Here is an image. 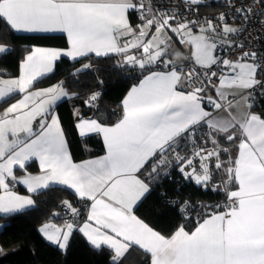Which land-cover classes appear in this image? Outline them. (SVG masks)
I'll return each mask as SVG.
<instances>
[{"label":"snow or ice","instance_id":"6c2138e0","mask_svg":"<svg viewBox=\"0 0 264 264\" xmlns=\"http://www.w3.org/2000/svg\"><path fill=\"white\" fill-rule=\"evenodd\" d=\"M204 3L184 0L181 11L167 7L154 11L153 0H0V40L8 33L60 32L66 34L68 45L66 49L33 46L19 64L18 77L0 78V104L21 96L0 112V213L10 215L35 206L32 195L17 194L10 181L23 184L30 194L58 185L70 190L80 205L60 201L63 224L49 220L38 229L59 250L67 249L78 231L95 250H109V264H122L133 248L143 251L144 264H264V116L253 113L250 102L258 88L264 96V52L244 51L243 43L230 39L244 29L226 22L224 13L216 18L218 23L184 15ZM256 3L264 7V0ZM130 11L137 12L141 21L135 27ZM252 11V7H235L245 22ZM169 32L190 47L189 56L170 47ZM228 47L239 49L238 59L216 54ZM12 50L10 44L0 43V59ZM91 55H116L121 59L114 67L131 66L141 78L122 99L115 122L74 113L78 135L101 136L105 150L103 156L74 162L55 112L57 102L69 96L64 82L32 89L54 71L61 57L77 61ZM186 62H192L188 71ZM214 66L220 69L219 76L212 71ZM89 70L94 71L92 65L84 64L72 75ZM213 78L219 83L213 84ZM197 80L199 85L193 86ZM209 87L215 98L205 95ZM100 95L93 92L84 103L99 111L95 102ZM205 105L214 111H207ZM222 109L226 115L214 114ZM204 126V142L212 144L211 150L197 144L203 139L197 133ZM221 141L235 144L236 154ZM181 142L192 145L191 155L177 151ZM222 154L227 160L221 159ZM33 160L39 162V174L15 175L14 168L25 170ZM173 161L185 180L202 188L211 185L213 167L222 171L226 200L202 205L205 211L190 230L181 224L164 235L139 218L135 208L151 191V184L161 175L170 176ZM166 203L175 206L178 201ZM189 204L184 201L181 214ZM60 216L52 213L54 218Z\"/></svg>","mask_w":264,"mask_h":264},{"label":"trees","instance_id":"16d2710c","mask_svg":"<svg viewBox=\"0 0 264 264\" xmlns=\"http://www.w3.org/2000/svg\"><path fill=\"white\" fill-rule=\"evenodd\" d=\"M209 9L206 8V10ZM0 43L12 46V53L0 59V73L12 77L19 76V64L29 48L67 46L64 35L25 33H8L3 40H0ZM119 59L121 58L116 55L110 58H96L91 55L77 61L62 57L51 74L35 83V87H43L63 81V86L67 91L76 94L71 98L61 100L55 106L75 161L102 155L105 152L101 136L91 134L86 138H81L78 135L74 127L76 109L79 108L86 115L92 114L100 118L101 122H115L121 115L119 105L122 99L130 87L138 83V79L141 78L139 70H134L131 66L114 67ZM89 63L94 71H85L78 76L72 75L76 69ZM100 88L103 92L99 101V111H97L96 108L87 107L84 101L90 93ZM20 98V95H15L7 103L0 104V109ZM251 109L264 116V98ZM180 146L187 149L184 142H181ZM222 158L227 160V154H222ZM26 170L37 172L39 166L32 161L26 165L25 170L17 168L16 173L20 174ZM169 170L173 171L172 168ZM173 173L177 174L175 171ZM213 178L222 181L226 179L222 171L216 170ZM161 193H165L166 196ZM33 196L36 200L33 208L10 215L0 214V249H2L0 264H109V250L106 247L100 251L95 250L90 246L86 237L78 231L71 236L69 246L65 251L51 245L39 233L38 229L43 222L49 220L64 222L62 214L58 218L52 217L54 211L61 213L60 201L66 199L72 202L73 206L78 205L77 198L70 190L57 185ZM169 196L179 197L182 200L200 199L217 202L226 198L223 191L202 188L191 181L169 180L168 177L161 175L159 182L151 184V191L142 199V202L138 203L135 213L164 235H169L181 224H185L190 230L195 226L198 218H185L177 207L166 203ZM144 261L143 251L133 248L123 259L122 264H144Z\"/></svg>","mask_w":264,"mask_h":264},{"label":"built area","instance_id":"2783aa9c","mask_svg":"<svg viewBox=\"0 0 264 264\" xmlns=\"http://www.w3.org/2000/svg\"><path fill=\"white\" fill-rule=\"evenodd\" d=\"M183 3H184V0H153V9L154 11H163L165 10V7H167L169 10L176 9L177 11H181L183 10ZM178 6L180 7L178 8ZM207 7L210 9L206 10ZM235 7H242V8L252 7L253 11L252 13L248 14L249 19L247 22H245L244 16H241L235 12ZM133 13H134V16L137 22H139L140 24L141 21L138 18V13L134 11ZM221 13L225 14L226 20H230V19H233V17H235V19L232 20L236 23L235 27L244 29V31L240 32L239 34H232L230 36V39H232L236 44L243 43L244 51L264 52V24L261 23V21H264V14H259V15L257 14V13H264V7H262L261 4L256 3V0H205V3L199 6L196 10L184 11V15L188 16L191 19L199 20L201 22H203L205 19H216ZM217 55H221L223 57H226L234 61L238 59L239 49L235 47H228L226 51L218 49ZM190 67H192V63H186L185 71H188ZM160 69H163L162 66ZM197 71H200L198 66H197ZM212 71H216L217 76L220 75L219 68L214 66ZM258 78H261V77L258 76ZM217 82H218V79L213 78V84H217ZM198 85H199L198 80L193 82V86H198ZM209 89H213V88L209 87L207 90ZM260 91L261 89L259 88L256 89L254 93V98L251 100L254 106L257 105L264 98V96L260 95ZM93 92H99L102 94L103 89L100 88ZM99 101H100V98L95 102V104H97L98 106H99ZM90 108H96V107H90ZM205 132H207L206 126H204L201 129V131L197 133L198 137H203V139H197V144H199L201 147H204L206 150H211L213 147L212 144L210 142H207V143L204 142V140L206 139V137H204ZM181 148L183 150H181ZM191 149H192V145L188 143L187 149L186 147L183 148V146L182 147L180 146L179 148H177V151H179L181 155H185V154L191 155ZM169 159H171V156H169ZM196 163L198 166V161ZM214 163H215L214 160L210 162L212 166H214ZM170 168H172L173 171L171 172L168 169V171L170 172V176H167L169 180L176 179L178 181L188 182V180H185L184 177L179 172L178 168L176 167L175 161H173L172 166ZM174 171L177 173L176 175L173 173ZM214 172H215V169L213 167V177H214ZM211 185H216L217 189L213 190ZM211 185L207 188L213 191H222L221 190L223 188L222 180H214L213 178L211 181ZM10 186L16 187L15 182L10 181ZM167 200L178 201V203H176L175 206H173V207H177L178 210L180 209L181 205H183L185 201L179 197H173V196H169ZM186 200L190 202L189 208H188V211L182 215L185 218L186 217L196 218L202 215L203 212L205 211V209L202 208V205L214 206L217 204H223L226 198L223 199L221 202L211 201V200H200V199H197L194 201L188 200V199ZM74 207H80V205L78 204ZM60 211L63 216V209L61 208ZM63 219H64V216H63ZM80 222H82V220Z\"/></svg>","mask_w":264,"mask_h":264},{"label":"crops","instance_id":"0c3cea01","mask_svg":"<svg viewBox=\"0 0 264 264\" xmlns=\"http://www.w3.org/2000/svg\"><path fill=\"white\" fill-rule=\"evenodd\" d=\"M129 20H130V23L132 24V26L133 27H135L136 25H138L139 24V22H137V20H136V18H135V16H134V13H133V11H130V13H129ZM211 20H213V22L214 23H218V21L216 20V19H211ZM233 19H230V20H226V22H228V23H230V24H232L233 26H236V23L234 22V21H232ZM153 31H154V29H153ZM193 31L195 32V31H198V29H193ZM19 33H25V34H44V35H64L65 37H66V34H63V33H60V32H37V33H26V32H19ZM168 35H170V36H172V40H173V43L171 44V48L172 49H178L184 56H189L190 55V47L189 46H187V45H181L180 43H179V41H178V38L177 37H175L172 33H168ZM66 40H67V37H66ZM68 46V45H67ZM67 46L66 47H48V48H59V49H66L67 48ZM37 47H42V46H37ZM217 54V53H216ZM62 58V57H61ZM60 58V59H61ZM68 58V57H67ZM167 59H171V57H166ZM59 59V60H60ZM69 59H71V58H69ZM81 59V58H80ZM58 60V61H59ZM72 60V59H71ZM57 61V62H58ZM56 62V63H57ZM56 63H55V65H54V70H55V66H56ZM186 63H192V62H186ZM159 70H163V69H159ZM20 74V73H19ZM49 74H51V73H49ZM49 74H47L46 76H48ZM45 76V77H46ZM0 78H2V79H10V78H16V77H12V76H9V75H7V74H2V73H0ZM219 83V81L217 82V84ZM56 84H58V83H56ZM56 84H52V85H48V86H43V87H35L34 86V88L32 89V90H36V89H40V88H47V87H50V86H53V85H56ZM65 88V87H64ZM66 91H67V89H66ZM68 92V91H67ZM69 93V96L68 97H64V98H62L61 100H63V99H68V98H71L73 95L70 93V92H68ZM205 95H207V96H213V98H215V96H216V93H215V91H214V89H209V90H207L206 91V93H205ZM60 100V101H61ZM60 101H58L57 102V104L60 102ZM251 102V101H250ZM56 104V105H57ZM7 107V106H6ZM5 107V108H6ZM205 109L207 110V111H214L210 106H207V105H205ZM4 110V108L3 109H0V112H2ZM251 111H252V109H251ZM55 112H56V114L58 115V112L55 110ZM79 113V115H81L83 118H85V119H88V118H96V117H94V115H92V114H90V115H86V114H84L82 111H80L79 110V108H77L76 109V112L75 113ZM253 112V111H252ZM253 113H255V112H253ZM214 114H216V115H226V113L223 111V109L219 112V113H215L214 112ZM59 116V115H58ZM75 122H76V116H75ZM67 138V137H66ZM239 143V141L237 140L236 142H235V144H238ZM221 144H222V146L223 147H227L228 149H229V151H230V153L234 156L235 154H236V151H237V149H236V147H235V144H231V143H227V142H224V141H221ZM69 150H70V146H69ZM71 152V151H70ZM105 154V152L102 154V155H98V156H95V157H90V158H87V159H94V158H97V157H100V156H103ZM221 159H223L222 158V155H221ZM74 160V159H73ZM84 160H86V159H84ZM223 160H225V159H223ZM33 161H35L37 164H38V166H39V162H38V160H33ZM81 161H83V160H81ZM81 161H75L74 160V162H81ZM30 162H32V161H30ZM30 162H27L26 163V165L28 164V163H30ZM18 168V167H17ZM17 168H14V173H15V175L17 176V177H22L23 175H25V174H27V173H31V174H39V171H37V172H29V171H25V172H22V173H20V174H17L16 173V169ZM143 178V177H142ZM15 184H16V187H12V190L13 191H15V192H17V194H19V195H32V198H33V200L36 202V200H35V197L33 196V195H35V194H30V193H28L27 192V189H26V186H24L23 184H21V183H17V182H15ZM150 187H151V185H150ZM24 190V191H23ZM148 194V193H147ZM146 194V195H147ZM0 214H3V213H0ZM136 214V213H135ZM137 215V214H136ZM138 216V215H137ZM139 217V216H138ZM140 218V217H139ZM142 219V218H141ZM145 221V220H144ZM50 222H52V223H55V224H57V225H60V223H58V222H55V221H50ZM146 222V221H145ZM82 223V222H81ZM146 223H148V222H146ZM62 224V223H61ZM149 224V223H148ZM149 226H151L150 224H149ZM152 227V226H151ZM153 229H155L154 227H152ZM155 230H157V229H155ZM158 231V230H157ZM160 232V231H159ZM70 240H71V237H70ZM70 240H69V243H70ZM69 246V245H68ZM68 248V247H67ZM65 250H67V249H65ZM65 250H63V251H65Z\"/></svg>","mask_w":264,"mask_h":264},{"label":"rangeland","instance_id":"374dc122","mask_svg":"<svg viewBox=\"0 0 264 264\" xmlns=\"http://www.w3.org/2000/svg\"><path fill=\"white\" fill-rule=\"evenodd\" d=\"M65 90H66V88H65ZM61 224V223H60ZM63 224V223H62Z\"/></svg>","mask_w":264,"mask_h":264}]
</instances>
